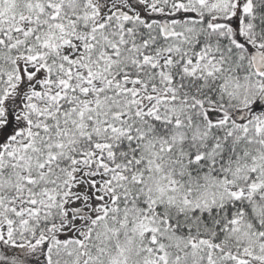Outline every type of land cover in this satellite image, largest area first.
I'll return each instance as SVG.
<instances>
[{
  "label": "snow or ice",
  "instance_id": "6c2138e0",
  "mask_svg": "<svg viewBox=\"0 0 264 264\" xmlns=\"http://www.w3.org/2000/svg\"><path fill=\"white\" fill-rule=\"evenodd\" d=\"M0 264H264V0H0Z\"/></svg>",
  "mask_w": 264,
  "mask_h": 264
}]
</instances>
